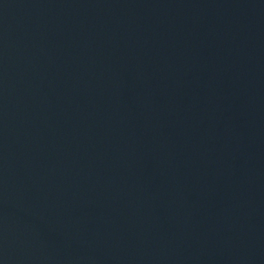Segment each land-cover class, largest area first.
<instances>
[{
	"label": "water",
	"instance_id": "obj_1",
	"mask_svg": "<svg viewBox=\"0 0 264 264\" xmlns=\"http://www.w3.org/2000/svg\"><path fill=\"white\" fill-rule=\"evenodd\" d=\"M0 264H264V0H0Z\"/></svg>",
	"mask_w": 264,
	"mask_h": 264
}]
</instances>
